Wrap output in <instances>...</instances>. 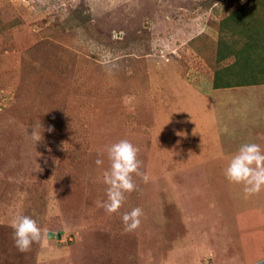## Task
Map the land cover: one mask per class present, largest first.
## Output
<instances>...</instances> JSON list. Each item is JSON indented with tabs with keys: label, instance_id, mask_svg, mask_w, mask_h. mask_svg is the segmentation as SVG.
Instances as JSON below:
<instances>
[{
	"label": "rangeland",
	"instance_id": "obj_1",
	"mask_svg": "<svg viewBox=\"0 0 264 264\" xmlns=\"http://www.w3.org/2000/svg\"><path fill=\"white\" fill-rule=\"evenodd\" d=\"M262 20L264 0H0V264H264V190L224 174L241 144L264 149V88L213 87L235 61L218 49ZM121 139L148 180L134 174L109 214L98 202ZM15 214L44 230L26 252Z\"/></svg>",
	"mask_w": 264,
	"mask_h": 264
},
{
	"label": "clouds",
	"instance_id": "obj_2",
	"mask_svg": "<svg viewBox=\"0 0 264 264\" xmlns=\"http://www.w3.org/2000/svg\"><path fill=\"white\" fill-rule=\"evenodd\" d=\"M49 131H52L50 128ZM32 136L40 141V136L34 129ZM139 148L128 139H121L107 147L109 168L103 172V182L107 187V200L98 202L107 213L118 212L122 207L126 193L136 190L133 176L141 173L142 161L138 159ZM97 166L104 163L102 159L95 161ZM226 179L233 184L242 185L246 194L252 195L264 190V149L254 142L243 143L232 155L225 168ZM143 210L140 207L125 212L122 220L126 231H132L139 227ZM14 229V242L21 252L30 250L34 242L43 238L44 230L36 220L23 214H15L11 224Z\"/></svg>",
	"mask_w": 264,
	"mask_h": 264
},
{
	"label": "trees",
	"instance_id": "obj_3",
	"mask_svg": "<svg viewBox=\"0 0 264 264\" xmlns=\"http://www.w3.org/2000/svg\"><path fill=\"white\" fill-rule=\"evenodd\" d=\"M240 13L241 10L232 12L228 17H226L224 24L229 27H231L230 25L236 27V24H238V22L240 21V19L237 21V17L240 15ZM257 22L262 25L261 27H264V20ZM259 24L254 25L255 28H257V25ZM244 26L242 24L240 30L241 35L245 37L246 41L244 43V46L241 49H238L239 54H241L240 57L244 60V62H242V60L241 63L237 61L238 57L236 56V53L238 54V50L235 51L232 47L229 46H226L225 49L224 47H220L218 49L217 57V60L219 62L227 57H234L235 61L233 64L226 67H221L217 70L214 75V89L229 88L231 86H238V84L249 85L252 84V82L254 83L258 81L256 78L255 80H247L246 82H244V80L239 83L231 82L230 74H234V71H236H233V69H238L237 73L239 74H241L244 70L246 74L252 73L255 76L257 75L256 77H259L258 75H264V55L262 53V50L264 51V28L262 30H260L259 28L251 30L245 28ZM249 30L251 31V34H247Z\"/></svg>",
	"mask_w": 264,
	"mask_h": 264
},
{
	"label": "crops",
	"instance_id": "obj_4",
	"mask_svg": "<svg viewBox=\"0 0 264 264\" xmlns=\"http://www.w3.org/2000/svg\"><path fill=\"white\" fill-rule=\"evenodd\" d=\"M233 64V63H232ZM226 67V66H225ZM262 88H264V81H260V82H252V84H249V85H239L238 84V86H231V87H229V88H221V89H217L218 91L219 90H230V91H240V92H244V91H247V92H249L250 90H256V89H258V90H260V89H262Z\"/></svg>",
	"mask_w": 264,
	"mask_h": 264
}]
</instances>
